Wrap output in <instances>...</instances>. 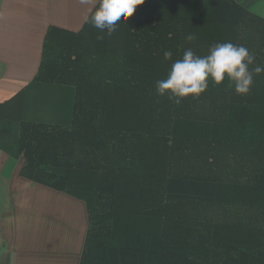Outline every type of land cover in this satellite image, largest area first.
<instances>
[{
	"label": "trees",
	"instance_id": "16d2710c",
	"mask_svg": "<svg viewBox=\"0 0 264 264\" xmlns=\"http://www.w3.org/2000/svg\"><path fill=\"white\" fill-rule=\"evenodd\" d=\"M224 42L264 66V19L234 0H145L111 36L47 28L32 82L61 89L59 120L0 105V149L84 202L79 264H264V72L244 96L227 80L180 105L155 91L186 49Z\"/></svg>",
	"mask_w": 264,
	"mask_h": 264
},
{
	"label": "crops",
	"instance_id": "0c3cea01",
	"mask_svg": "<svg viewBox=\"0 0 264 264\" xmlns=\"http://www.w3.org/2000/svg\"><path fill=\"white\" fill-rule=\"evenodd\" d=\"M234 1L264 19V0ZM89 7L79 0H0V105L7 112L54 121L49 115L62 105L59 87L37 104L53 109L12 106L32 84L47 28L78 31ZM23 162L22 154L13 157L0 149V264H79L87 229L84 202L23 177Z\"/></svg>",
	"mask_w": 264,
	"mask_h": 264
},
{
	"label": "clouds",
	"instance_id": "9594fccd",
	"mask_svg": "<svg viewBox=\"0 0 264 264\" xmlns=\"http://www.w3.org/2000/svg\"><path fill=\"white\" fill-rule=\"evenodd\" d=\"M145 0H79L81 5H91L85 20L101 33L111 36L117 24L126 26L137 6ZM104 36H98L103 39ZM189 42L196 39L194 34L186 35ZM165 60L172 59L171 51H164ZM255 54L243 45L232 42L213 44L206 55H198L191 48L184 51L182 58L175 60L166 78L155 81L156 95L166 97L176 105L185 98H199L209 87V81L221 85L225 80L234 87L237 95H247L253 85L254 74L264 72V66L255 64ZM250 69L251 65H254Z\"/></svg>",
	"mask_w": 264,
	"mask_h": 264
},
{
	"label": "rangeland",
	"instance_id": "374dc122",
	"mask_svg": "<svg viewBox=\"0 0 264 264\" xmlns=\"http://www.w3.org/2000/svg\"><path fill=\"white\" fill-rule=\"evenodd\" d=\"M50 87V88H49ZM52 87V88H51ZM49 91H51V94H53L54 88L53 85H49L47 83L44 82H32L30 88L27 89V92L24 93V95L20 96L18 98V103L19 105H13L12 109H18V107L24 106L25 103H27V105H30L31 107V112H35L37 111V109L39 110L41 107H48L49 109H53L54 105H37L39 99H42L43 94H50ZM48 97V96H47ZM46 101L45 102H49L52 101V99L45 98ZM34 101V102H33ZM57 106V105H56ZM33 107V108H32ZM59 105L57 106L58 109ZM24 114H20L18 118H23ZM50 117H54V115H49ZM32 118V117H29ZM51 120H59V117H55L54 119L51 118ZM29 121H35V122H47V121H37V119H33V120H29ZM54 122V121H52Z\"/></svg>",
	"mask_w": 264,
	"mask_h": 264
}]
</instances>
